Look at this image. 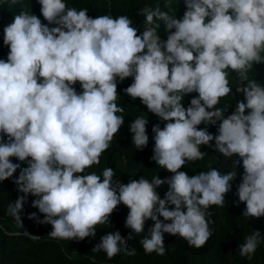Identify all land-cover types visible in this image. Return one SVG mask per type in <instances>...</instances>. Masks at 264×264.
<instances>
[{"label": "clouds", "instance_id": "clouds-1", "mask_svg": "<svg viewBox=\"0 0 264 264\" xmlns=\"http://www.w3.org/2000/svg\"><path fill=\"white\" fill-rule=\"evenodd\" d=\"M38 3L47 23L24 10L14 15L3 27L9 51L0 58V182L13 179L22 193L7 208L18 227L29 195L43 214L39 223L51 224L48 236L60 240L95 237L122 203L132 233H144L145 222H154L140 240L146 254H166L164 233L200 248L213 235L209 209L224 206L241 161L237 195L246 205L243 216L264 217V85L247 75L264 63V0H183L180 18L145 7L142 32L127 15L93 18L66 0ZM230 72L241 81L236 92L243 99L226 116L228 105L221 101L233 95ZM129 77L124 93L165 122L152 126L151 159L172 173L163 179L156 174L123 183L112 167L88 171L100 164L124 124L118 83ZM191 93L198 95L185 107ZM148 122L138 116L130 123L136 149L149 143ZM210 125H218L216 134ZM202 146L239 159L227 172L209 166L190 176L180 170L206 157ZM164 184L161 198L157 189ZM35 218V212L28 215ZM132 233L125 238L108 232L92 251L108 259L122 251L135 255L127 247ZM262 241L253 231L239 245L240 255L251 259Z\"/></svg>", "mask_w": 264, "mask_h": 264}, {"label": "trees", "instance_id": "trees-1", "mask_svg": "<svg viewBox=\"0 0 264 264\" xmlns=\"http://www.w3.org/2000/svg\"><path fill=\"white\" fill-rule=\"evenodd\" d=\"M66 2L69 7H75L78 10L87 8L88 15L93 18L104 14H111L113 17L127 15L141 32L145 21L141 10L145 7L154 9L159 6L162 11L176 15L177 18L182 17L185 11L183 0H66ZM1 4L9 7L6 8ZM40 7L38 0H17L15 4L11 0H0V58L6 59L9 51L8 47L3 44V27L11 23L14 15L19 14L22 10L39 16L44 22ZM157 23H160V27L157 29L159 35L166 40L167 33L164 30L163 22L157 21ZM247 75L248 79H256L264 85V69L259 64H255ZM229 81L233 88V95L221 101V105H228L226 116L234 110L237 100L243 99V94L236 92V87L241 84L239 77L230 72ZM131 82L132 78L129 77L118 83L120 96L117 103L125 109L124 113L118 114L124 115V124L111 142L110 148L101 156L100 164L93 166L88 171H96L99 174L105 167H112L116 171L115 178L123 183H127L130 179H139L141 176L151 180L156 174L163 179L172 173L159 168L156 162L151 159L154 147L152 126L159 123L163 127L165 122L148 112L139 98L132 99L124 93V89ZM75 87L77 91L81 90L79 83ZM195 95L198 94L191 93L184 98L182 103L185 107ZM221 105H217V107ZM138 116L149 121L146 126L149 143L143 149L135 148L129 128L130 123ZM199 127L202 128L205 125L201 124ZM217 127L218 125H210L208 130L216 134ZM201 150L208 153L203 160L195 163L189 162L180 170L186 171L190 176L202 170H208L209 166L218 168L221 172H227L232 169V161L239 159L238 157L225 158L209 146H202ZM12 160L14 163L19 162L16 158H12ZM23 166L27 165L22 164ZM242 173L241 161V164L237 166V177L232 182V189L225 196L224 206H212L209 209L211 212L209 219L214 221L210 224L213 235L206 244L200 248L190 247L187 241L178 235L164 233L167 252L163 256L157 255L155 252L146 254L140 243L154 222L150 219L145 222L144 233L139 235L132 233V230L125 225L129 209L122 203L111 214L110 226H98L95 237L83 240H60L48 236L53 230L51 224L39 223V220L43 219V214L31 206V201L36 197L29 195L21 214L23 228L18 227L13 218L7 214V208L9 203L15 202L18 195H22V193L18 192L13 179L4 180L0 182V264H264V241L261 242L251 259L242 257L239 252V245L253 231L259 230L261 236H264V217L247 218L243 216L246 205L239 202L237 195V187L241 182ZM18 174L19 170L14 173V176ZM157 190L163 198L164 193L168 190V185L164 184ZM33 212L37 213V218L28 219V215ZM160 219L163 220L162 217ZM117 230L125 238L132 233V238L127 239V247L135 248V255H127L122 251L114 258L108 259L103 251H92L93 247L100 242L102 235Z\"/></svg>", "mask_w": 264, "mask_h": 264}, {"label": "rangeland", "instance_id": "rangeland-1", "mask_svg": "<svg viewBox=\"0 0 264 264\" xmlns=\"http://www.w3.org/2000/svg\"><path fill=\"white\" fill-rule=\"evenodd\" d=\"M259 64V66L262 68V69H264V63H258Z\"/></svg>", "mask_w": 264, "mask_h": 264}, {"label": "bare ground", "instance_id": "bare-ground-1", "mask_svg": "<svg viewBox=\"0 0 264 264\" xmlns=\"http://www.w3.org/2000/svg\"><path fill=\"white\" fill-rule=\"evenodd\" d=\"M6 2H7V1H6ZM2 3H3V1H2ZM1 5H2V4H1ZM3 5L6 7V5H5V4H3ZM3 5H2V6H3ZM7 7H9V6H7ZM7 7H6V8H7ZM44 22L46 23V21H44ZM121 99H122V98H121Z\"/></svg>", "mask_w": 264, "mask_h": 264}]
</instances>
